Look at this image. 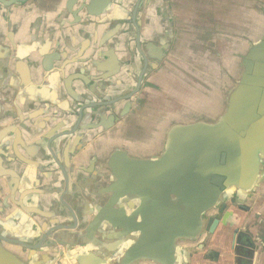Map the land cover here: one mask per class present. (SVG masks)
Returning a JSON list of instances; mask_svg holds the SVG:
<instances>
[{
  "label": "crops",
  "instance_id": "crops-1",
  "mask_svg": "<svg viewBox=\"0 0 264 264\" xmlns=\"http://www.w3.org/2000/svg\"><path fill=\"white\" fill-rule=\"evenodd\" d=\"M21 1L0 0V170L15 172V177H0V245L5 251L0 247V264H264L262 155L217 203L211 215L218 220L214 232L200 231L197 239L170 243L168 249L140 229L125 237L124 228L113 227L112 209L129 226L141 225L145 215L152 232L162 213L173 214V196L162 206L157 193L122 183L119 191L133 196L111 203L116 172L95 165L97 175L88 174L90 153L110 161L117 149L128 147L135 157L159 143L172 120L186 121L200 110L218 114L224 81L242 45L256 36L264 0H140L142 54L131 19L138 0ZM144 69L133 100L112 104L116 96L134 90ZM79 107L86 108L85 129L51 145L74 174L65 194L46 137L53 127L76 125ZM86 174L91 183L81 180ZM63 196L83 224L73 233L88 238L79 244L88 247L70 248L54 259V250L46 246L33 251L6 240L38 243L51 220L71 224ZM92 225L97 226L86 232Z\"/></svg>",
  "mask_w": 264,
  "mask_h": 264
},
{
  "label": "water",
  "instance_id": "water-1",
  "mask_svg": "<svg viewBox=\"0 0 264 264\" xmlns=\"http://www.w3.org/2000/svg\"><path fill=\"white\" fill-rule=\"evenodd\" d=\"M140 6V0H138L132 11L131 19L136 28V48L142 54L140 48L142 33L137 21ZM258 8L259 24L256 36L250 38V43L242 45L234 60L233 68L229 70L231 77L224 81L225 87L220 94L223 109L217 110L218 114L200 110L195 112L199 114L187 116L186 121L185 118L172 120L170 126L162 133L159 143H156L155 147L144 148V151L139 152V155L135 157L128 147L117 149L115 152L118 156H114L116 159L110 161H104L103 156L106 157L104 154L98 161L90 153L89 171L91 173H86L97 175L95 165L116 172V178L113 180L117 188L109 191L111 203L130 199L134 192H127L125 189L121 192L119 189L122 183L133 185L134 182L148 191L157 193L158 201L162 206H165L168 201L172 202L171 198L175 199L171 204L174 209L173 214L168 216L162 213L160 224L154 226L152 232L149 230L145 215H143L141 225L135 226L131 222L129 226L121 224L120 217L115 214L113 208L112 211L116 218L113 220L114 229L124 228L128 234L136 230L137 233L140 229L141 233L150 237L156 246L164 249H168L170 243L177 246V244L195 240L202 233L200 231L212 233L218 224V220L211 217L217 203L229 195L226 192L227 189L231 188L234 183L238 185L242 181L239 179L241 173L252 168V163L254 164L255 161L258 163L257 159L254 161V157L259 158L260 155L264 157V4H260ZM109 37L112 38V36ZM3 50L5 53L8 51L7 48ZM118 69L119 65L117 68L114 67L113 71L117 72ZM95 70L99 71V68L96 66ZM146 72L147 70L144 69L137 78L133 91L120 97L116 96L112 104L122 100H133L134 95L142 86ZM78 100L83 103V97ZM79 108L81 114L76 125L66 130L53 127L46 137L47 147L52 155L49 159L57 163L64 177L61 184L66 190L65 194L70 189V177L73 178L74 174L55 157L51 145L57 141V138L72 136L79 130L85 129L81 126V118L86 108ZM67 145L68 142H66ZM116 166L119 169H116ZM14 173L13 170L2 169L0 177H15ZM81 180L91 183L92 177L86 174ZM94 183H96L95 180ZM100 191L105 194L107 189L101 186ZM88 199L91 200L89 197ZM62 202L66 206V213L73 219L71 224H59L58 221L51 220L52 224L49 228H44L38 243L7 237L6 240L24 248H31L33 251L43 250L45 248L43 246H46L54 250V259L57 256H66L70 248L88 247L79 245L88 238L82 240L73 233L83 224L77 220L78 216L74 209L64 201V196ZM106 211L104 210L102 214H106ZM204 219H207V224ZM96 226L86 227V232H91ZM132 233L125 237L131 236ZM1 238L0 234V241ZM117 239L122 240V236L118 235ZM1 252L5 254L2 247ZM103 253L108 255L105 251ZM100 255L106 258L101 253ZM46 257L50 261L53 259L49 255ZM133 262L135 264V261Z\"/></svg>",
  "mask_w": 264,
  "mask_h": 264
},
{
  "label": "built area",
  "instance_id": "built-area-1",
  "mask_svg": "<svg viewBox=\"0 0 264 264\" xmlns=\"http://www.w3.org/2000/svg\"><path fill=\"white\" fill-rule=\"evenodd\" d=\"M58 264H61V263H58Z\"/></svg>",
  "mask_w": 264,
  "mask_h": 264
},
{
  "label": "rangeland",
  "instance_id": "rangeland-1",
  "mask_svg": "<svg viewBox=\"0 0 264 264\" xmlns=\"http://www.w3.org/2000/svg\"><path fill=\"white\" fill-rule=\"evenodd\" d=\"M152 107V106H151Z\"/></svg>",
  "mask_w": 264,
  "mask_h": 264
}]
</instances>
